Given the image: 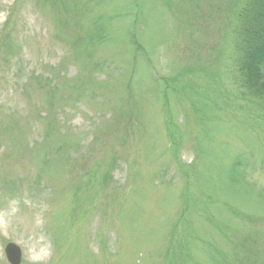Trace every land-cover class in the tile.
Instances as JSON below:
<instances>
[{
  "label": "rangeland",
  "instance_id": "1",
  "mask_svg": "<svg viewBox=\"0 0 264 264\" xmlns=\"http://www.w3.org/2000/svg\"><path fill=\"white\" fill-rule=\"evenodd\" d=\"M246 1L0 0V264H264Z\"/></svg>",
  "mask_w": 264,
  "mask_h": 264
},
{
  "label": "trees",
  "instance_id": "2",
  "mask_svg": "<svg viewBox=\"0 0 264 264\" xmlns=\"http://www.w3.org/2000/svg\"><path fill=\"white\" fill-rule=\"evenodd\" d=\"M237 74L243 94L264 100V0H247L238 13Z\"/></svg>",
  "mask_w": 264,
  "mask_h": 264
},
{
  "label": "water",
  "instance_id": "3",
  "mask_svg": "<svg viewBox=\"0 0 264 264\" xmlns=\"http://www.w3.org/2000/svg\"><path fill=\"white\" fill-rule=\"evenodd\" d=\"M5 254L10 264H20L21 262V250L15 243L9 242L5 246Z\"/></svg>",
  "mask_w": 264,
  "mask_h": 264
}]
</instances>
